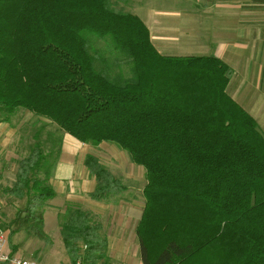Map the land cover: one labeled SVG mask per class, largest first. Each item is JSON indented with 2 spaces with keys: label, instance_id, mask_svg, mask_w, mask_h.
Returning a JSON list of instances; mask_svg holds the SVG:
<instances>
[{
  "label": "trees",
  "instance_id": "1",
  "mask_svg": "<svg viewBox=\"0 0 264 264\" xmlns=\"http://www.w3.org/2000/svg\"><path fill=\"white\" fill-rule=\"evenodd\" d=\"M89 34L110 39L130 78L96 68ZM232 75L216 57L161 55L143 20L114 0H0V122L23 109L143 167V264H264V136L228 95ZM43 162L36 145L18 164L8 194L26 206L10 239L24 225L44 238L40 210L55 192ZM84 164L93 200L126 191L95 155ZM100 232L87 212H71L62 239L72 264H109Z\"/></svg>",
  "mask_w": 264,
  "mask_h": 264
},
{
  "label": "crops",
  "instance_id": "2",
  "mask_svg": "<svg viewBox=\"0 0 264 264\" xmlns=\"http://www.w3.org/2000/svg\"><path fill=\"white\" fill-rule=\"evenodd\" d=\"M170 2L175 9L150 12L145 19L141 18L157 51L173 57H216L228 65L233 70L228 95L254 118L264 136V0ZM67 137L70 140L63 146V155L71 157L75 166L54 179H45L55 197L40 210L45 219L43 228L54 234L43 238L46 243L41 251L49 257L42 259L36 251L29 259L20 250L9 248L7 231L6 251L36 264H72L62 239V228L71 212L80 209L90 215L93 224L100 226L101 236L107 241L109 264H143L136 230L145 203L122 201L121 195L117 197L119 200H93L96 180L84 164L88 154L79 163L73 158L81 156L77 149L85 144ZM70 144L76 149L72 150ZM55 221L59 223L52 225Z\"/></svg>",
  "mask_w": 264,
  "mask_h": 264
},
{
  "label": "rangeland",
  "instance_id": "3",
  "mask_svg": "<svg viewBox=\"0 0 264 264\" xmlns=\"http://www.w3.org/2000/svg\"><path fill=\"white\" fill-rule=\"evenodd\" d=\"M114 2L119 8L143 19L150 12L175 9V7L172 8L170 0H114ZM88 38L92 42L94 55L100 56L102 60L97 63L96 68L100 70L108 67L113 77L124 76L130 78L132 76L131 65L123 64L119 67L116 65L122 57L110 48L108 45L110 39H107V41L109 40L107 42L90 34ZM103 61H106V63H102ZM15 112L9 123L0 122V228L7 231V233H10L17 214L23 211L26 206V199H16L8 194V190L16 180L19 162L26 158L36 145H40L44 154L40 174L44 180L46 178L54 179L59 173L75 166L71 157L63 155V146L70 138L57 125L23 109H18ZM1 118L2 115L0 114ZM70 148L75 150L76 146L70 144ZM77 152L81 153V156H74L73 158L78 163L81 162L86 153L93 154L105 168L116 174L115 176L120 177L126 187V192L120 196V200L130 201L132 204L139 201L142 205L145 203L146 171L143 167L130 162L131 160L126 152L111 143H103L101 146H80ZM119 199L116 198L115 200ZM58 223L55 221L52 225ZM46 234L54 237L53 232L49 233L44 229L43 235ZM44 240L37 236L33 229L24 225L15 233L12 239H9L8 247L20 250L22 255L29 259H32L30 255L37 251V256L45 259L49 255L41 251L46 243ZM31 263L36 264V262Z\"/></svg>",
  "mask_w": 264,
  "mask_h": 264
},
{
  "label": "built area",
  "instance_id": "4",
  "mask_svg": "<svg viewBox=\"0 0 264 264\" xmlns=\"http://www.w3.org/2000/svg\"><path fill=\"white\" fill-rule=\"evenodd\" d=\"M6 231L0 228V264H35L25 261L17 256H12L6 251L8 236ZM76 264H84L80 259Z\"/></svg>",
  "mask_w": 264,
  "mask_h": 264
}]
</instances>
